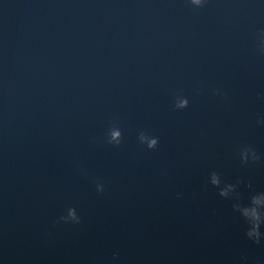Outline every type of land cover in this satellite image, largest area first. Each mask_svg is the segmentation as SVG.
Wrapping results in <instances>:
<instances>
[{"label": "water", "instance_id": "obj_1", "mask_svg": "<svg viewBox=\"0 0 264 264\" xmlns=\"http://www.w3.org/2000/svg\"><path fill=\"white\" fill-rule=\"evenodd\" d=\"M260 192L264 0H0L3 264H264Z\"/></svg>", "mask_w": 264, "mask_h": 264}, {"label": "clouds", "instance_id": "obj_2", "mask_svg": "<svg viewBox=\"0 0 264 264\" xmlns=\"http://www.w3.org/2000/svg\"><path fill=\"white\" fill-rule=\"evenodd\" d=\"M196 3H202L203 0H195ZM144 139H149L148 137H144ZM157 143L156 138L150 139V145L154 146ZM251 153V158L253 160L261 159V156L257 154L254 150L251 149H243L242 156L243 159L247 162L249 160V155ZM212 181L213 183H221V178L219 173L213 172L212 174ZM237 188L236 184L229 183L224 187L221 191L223 194L228 195L231 191H234ZM264 205V192L257 193L252 197V204L250 205H244L242 207V211L246 217L249 218V220L252 222L253 226L249 228L248 235L249 237H252L255 239L257 243H260L262 241V238H264V231L260 228V223L262 220L260 206ZM239 206V205H238ZM72 215L75 216V210H72ZM0 264H3L2 261H0Z\"/></svg>", "mask_w": 264, "mask_h": 264}]
</instances>
